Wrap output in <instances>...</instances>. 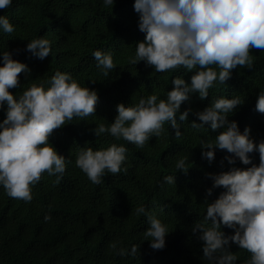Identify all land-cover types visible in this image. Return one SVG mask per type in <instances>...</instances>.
Returning a JSON list of instances; mask_svg holds the SVG:
<instances>
[{"label": "trees", "instance_id": "obj_1", "mask_svg": "<svg viewBox=\"0 0 264 264\" xmlns=\"http://www.w3.org/2000/svg\"><path fill=\"white\" fill-rule=\"evenodd\" d=\"M133 4L134 0H114L113 6H104L102 0H12L9 7L0 9V15L7 16L15 28L10 34L0 31V51L12 52L13 59L30 70L27 75L18 74L20 86L9 89L14 96L33 82L47 87L57 70L71 73L82 87L98 93L93 114L83 120L74 117L49 137L58 153L71 161L58 183L55 176L43 173L32 186L30 202L10 198L0 187V264H207L203 241L198 233L193 234L192 227L205 215V199L211 203L224 191L216 188L207 196L212 181L206 173L228 171L232 165L226 160L221 164L226 150L217 149L211 163L202 158L200 141L214 139L223 129L213 131L207 125L194 129L191 122L200 123L197 117L190 112L186 121H180L177 113L182 135L176 137L165 122L161 136L151 137L142 148L107 133L96 137L92 131L100 123L114 121L118 103L135 104L152 93L164 99L175 76L190 82L195 71L181 67L156 72L143 61L129 64L136 42L145 37L138 30ZM39 36L49 39L52 46L44 60L25 50L27 43ZM96 49L113 54L116 67L107 77L96 67L92 56ZM250 54L251 69L238 66L226 84L210 88L203 101L193 94L181 104L180 112L186 108L201 111L215 97L238 95L242 104L228 119L235 120L241 132L249 127L255 141L264 139V114L255 110L258 92L264 89V50L251 49ZM4 118L5 111L0 109V122ZM112 143L128 149L121 171L106 173L102 183L93 184L76 167V155L81 147L97 150ZM249 156L259 164L258 152ZM179 157H189L192 165L186 173L175 168ZM234 166L246 169L251 165L237 160ZM167 175L175 176L174 184L162 183ZM140 205L168 226L163 249L154 250L145 240L147 219L134 211ZM46 214L52 219L45 221ZM221 230L226 235L233 233L223 225ZM113 241L129 249L138 245L137 254L121 257L110 248ZM230 251L237 255L236 264H244L251 255L234 243Z\"/></svg>", "mask_w": 264, "mask_h": 264}, {"label": "clouds", "instance_id": "obj_2", "mask_svg": "<svg viewBox=\"0 0 264 264\" xmlns=\"http://www.w3.org/2000/svg\"><path fill=\"white\" fill-rule=\"evenodd\" d=\"M102 3L113 6L114 0ZM11 4L12 0H0V9ZM133 8L138 14V30L145 37L136 42L129 64L143 61L156 72L181 67L195 71L190 82L175 76L164 99L152 93L140 97L135 104L118 103L114 121L96 125L92 129L94 135L107 133L142 148L151 137L161 136L165 122L180 137L177 113L180 121H186L190 112L200 121H192V128L203 129L207 125L213 131L223 129L214 139H201V156L211 163L217 149L226 150L221 164L226 160L232 167L206 173L212 181L207 196L216 188L223 187L224 191L211 203L205 199V215L194 223L192 232L203 241V259L207 264H236L237 255L230 251L233 243L251 253L244 264H264V139L255 141L249 127L241 132L238 123L228 119L229 113L242 104L238 95L215 97L201 111L186 108L180 112L181 104L193 94L203 101L210 88L226 84L238 66L253 67L250 50H264V0H134ZM0 31H15L5 15H0ZM25 50L44 60L52 46L49 39L39 36L31 39ZM92 56L105 77L116 67L110 51L96 49ZM0 65V109L5 111L0 122V187L8 197L30 202L32 186L39 183L43 173L55 176L58 183L71 162L49 142L53 130L64 127L74 117L83 120L93 114L98 93L82 87L71 73L57 70L47 81V87L33 82L21 95L14 96L9 89L20 86L18 74L27 75L30 70L25 63L13 59L8 50L0 51ZM255 110L264 114V89L258 92ZM127 151L124 144L116 143L97 150L81 147L75 165L93 184H100L106 173L121 171ZM253 152L259 153L258 165L249 156ZM237 160L251 166L235 167ZM188 165H192L189 157L176 159L177 170L186 173ZM162 183L174 184L175 176H164ZM134 211L147 219L149 227L143 235L149 246L163 249L168 226L144 205ZM51 219V215L44 216L45 221ZM222 225L233 233L226 235ZM110 248L121 257L135 256L138 251L136 244L129 249L118 247L115 241Z\"/></svg>", "mask_w": 264, "mask_h": 264}]
</instances>
